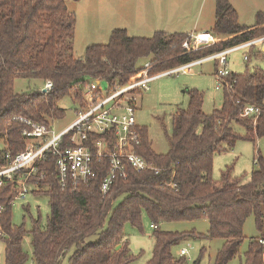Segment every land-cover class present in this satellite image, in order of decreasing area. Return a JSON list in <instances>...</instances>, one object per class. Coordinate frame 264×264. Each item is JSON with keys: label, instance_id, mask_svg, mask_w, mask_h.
I'll return each mask as SVG.
<instances>
[{"label": "trees", "instance_id": "trees-1", "mask_svg": "<svg viewBox=\"0 0 264 264\" xmlns=\"http://www.w3.org/2000/svg\"><path fill=\"white\" fill-rule=\"evenodd\" d=\"M215 4L210 33L220 41L213 45L188 50L182 45L191 36L183 32L156 31L144 37L116 28L107 43L89 45L84 57H76L77 17L65 0H0V138L5 139L0 168L9 165L8 153L13 159L25 151L29 122L51 126V119L64 117L59 102L70 97L81 103L89 80L104 78L123 84L144 57L155 56L156 72H164L264 36L263 12L258 13L255 25L247 26L240 23L229 0H215ZM17 78L52 80L54 87L50 92L38 88L18 93L14 88ZM227 81L230 87L223 88V105L211 114L203 110L202 93L190 91L189 107L173 114L167 154L152 149L146 128L141 127L139 152L159 171L130 168L128 177H119L107 195L101 184L110 169L109 159L95 160L96 177L71 189L59 182L56 158L48 154L37 164L39 175L27 182L38 186L35 193L49 195L52 210L47 229L35 226L31 232L32 258L22 245L27 232L12 224V202L27 169L16 173L0 188V204L7 206L2 217L5 264H29L31 260L34 264H130L136 257L124 227L126 223L142 227L144 213L156 225L152 257L145 264H186L172 249L196 236L222 239L212 264H229L240 254L250 215L255 216L261 236L250 240L243 264H264V155L258 153L257 169L247 183L233 175L231 166L220 179L213 178L217 154L233 148L239 139L254 142L264 136V71L247 68ZM250 104L262 108L259 115L243 116ZM238 127L245 129V136ZM172 180L176 187L167 186ZM121 196L115 207L114 201ZM197 219L209 221L206 235L160 227L164 222ZM191 264H200V259Z\"/></svg>", "mask_w": 264, "mask_h": 264}, {"label": "rangeland", "instance_id": "rangeland-1", "mask_svg": "<svg viewBox=\"0 0 264 264\" xmlns=\"http://www.w3.org/2000/svg\"><path fill=\"white\" fill-rule=\"evenodd\" d=\"M70 11L76 14V32L74 37V54L84 57L89 45L105 44L109 41L111 32L116 28H123L121 24L129 27L128 33L133 36L152 37L156 30H166L169 33L191 32L194 34L210 32L215 20V0H65ZM239 13L240 23L252 26L257 23L259 12L264 13V0H229ZM153 25V27H150ZM208 41H202L199 47L205 46ZM183 47V45H182ZM249 60H245V55ZM151 55L138 62L137 71L143 65L152 61L153 73L158 62ZM228 68L234 74H241L247 68L251 71L262 69L264 71V42L257 43L253 48L234 51L228 55ZM179 67V66H178ZM219 60H207L196 64L190 72L166 74L156 78L147 90L140 89L132 94L135 98V119L140 127H145L152 149L158 154H167L170 149V138L173 133V114L178 108L187 109L190 104V91L198 90L203 95V110L211 114L220 108L224 102V91L216 89L220 68ZM173 68H177L173 67ZM171 68V69H173ZM130 77V78H131ZM45 80L17 78L14 83L15 91L23 93L40 89ZM103 88L108 87L106 81L102 82ZM65 109L62 118L52 120L51 126L58 133L70 125L77 118L78 104L70 97H65L59 102ZM238 132L246 135L242 127ZM5 147V139L0 138V149ZM258 153L264 155V136L256 137L250 141L239 139L233 148L227 149L214 158L213 178H221L227 166L233 167V175L242 178L244 183L251 180L252 173L257 169L255 159ZM27 192L17 197L12 205V224L23 227L27 232L23 240V249L33 257L31 232L37 226L42 230L47 229L51 215L50 197L46 193H35L37 185L27 184ZM123 196L114 201L116 207ZM161 229L177 232H195L206 235L210 224L207 219L194 221L164 222ZM154 228L146 213L143 215L142 227L126 223L124 227L125 239L129 241L132 254L136 259L130 264H145L151 257L154 247ZM246 240L240 248V254L229 264H243L244 254L248 250L252 238L260 237L254 215H250L244 225ZM96 239V237H92ZM222 240L219 238L208 239L201 236L189 237L173 247L172 252L178 258H185L186 264H191L200 259V264L214 263L218 251L221 249ZM186 248L187 254L182 255L181 249ZM6 247L4 243L0 249V264H5Z\"/></svg>", "mask_w": 264, "mask_h": 264}, {"label": "built area", "instance_id": "built-area-1", "mask_svg": "<svg viewBox=\"0 0 264 264\" xmlns=\"http://www.w3.org/2000/svg\"><path fill=\"white\" fill-rule=\"evenodd\" d=\"M190 36L191 40L183 43V48L188 50L198 49L202 41H208L204 45H213L220 41L210 32ZM259 42H264V36L160 73H153L154 63L148 61L134 77L123 84L109 82L104 78L89 80L82 102H77V118L62 131L56 133L52 126L29 122L31 129L24 132L28 142L26 149L13 159L9 153L6 155L10 163L0 168V188L8 180H13L16 173L27 169L16 198L23 196L27 192L29 178L39 175L37 164L48 154L56 158L59 182L71 189H78L96 177L95 160L109 159L110 169L101 184L103 195L109 193L119 177L126 179L130 168L138 172L147 170L158 172L159 168L139 152L142 143L141 127L135 119V98L132 94L140 89H149L151 83L160 76L190 72L194 65L212 59H218L221 66L216 73L218 77L216 89L230 87L227 78L233 73L228 68V55L234 51L254 47ZM245 60H249L248 54L245 55ZM103 81L108 83L105 89L102 86ZM53 87V81L47 80L40 91L50 92ZM261 111V107L250 104L245 107L243 116L259 115ZM167 186L176 187L177 184L172 180ZM6 208L5 204H0V249L2 240L6 237L2 222ZM151 227L156 225L152 224ZM187 253L186 248L181 249L182 255ZM29 264L34 262L31 260Z\"/></svg>", "mask_w": 264, "mask_h": 264}, {"label": "crops", "instance_id": "crops-1", "mask_svg": "<svg viewBox=\"0 0 264 264\" xmlns=\"http://www.w3.org/2000/svg\"><path fill=\"white\" fill-rule=\"evenodd\" d=\"M214 22H215V20H214ZM122 26H123V28H125L127 31H128V28L127 27H129V26H127V25H125V24H121ZM214 25V24H213ZM150 27H153V25H150ZM213 27V26H212ZM194 28L195 27H193L192 28V30H191V32H188V33H186V34H189V35H195L194 34ZM156 31H166V30H162V29H160V30H156ZM167 32V31H166ZM208 32V31H207ZM183 33H185V32H183ZM201 33V32H200ZM196 34H199V33H196ZM133 36H135V35H133ZM145 37V36H144ZM222 240V239H221ZM223 243H224V241L222 240V245H223ZM222 247V246H221Z\"/></svg>", "mask_w": 264, "mask_h": 264}, {"label": "water", "instance_id": "water-1", "mask_svg": "<svg viewBox=\"0 0 264 264\" xmlns=\"http://www.w3.org/2000/svg\"><path fill=\"white\" fill-rule=\"evenodd\" d=\"M120 246H118L117 248H119Z\"/></svg>", "mask_w": 264, "mask_h": 264}]
</instances>
